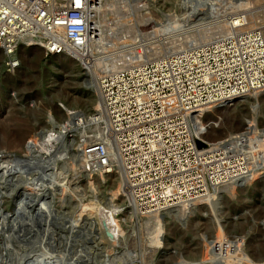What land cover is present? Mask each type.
Instances as JSON below:
<instances>
[{
    "label": "rangeland",
    "instance_id": "1",
    "mask_svg": "<svg viewBox=\"0 0 264 264\" xmlns=\"http://www.w3.org/2000/svg\"><path fill=\"white\" fill-rule=\"evenodd\" d=\"M139 1L148 5L141 13L167 20L145 26L159 31L161 48L207 40L216 23L227 31L225 17L239 9L223 0ZM98 8L101 35L108 26H135L129 6L103 0ZM232 14L237 24L239 12ZM16 54L11 69L0 47V264H264V168L142 215L125 204L118 175L84 172L76 121L99 107V58L94 72L70 56L45 55L39 44L21 43ZM209 105L193 117L204 142L250 124L264 129V88Z\"/></svg>",
    "mask_w": 264,
    "mask_h": 264
},
{
    "label": "built area",
    "instance_id": "2",
    "mask_svg": "<svg viewBox=\"0 0 264 264\" xmlns=\"http://www.w3.org/2000/svg\"><path fill=\"white\" fill-rule=\"evenodd\" d=\"M102 2L0 0V47L7 67L19 65L17 49L28 42L39 44L45 55L70 56L86 71L95 72L99 58V107L84 115V122L76 121L85 171L112 173L120 166L130 189L127 205L149 212L243 181L252 170L264 168L263 128L250 124L230 137L199 145L191 119L201 105L225 103L264 88V2L223 0L240 7L234 12H239L242 24L248 23L245 13H252L254 24L235 29L231 12L225 17L227 31L216 23L209 39L175 48L159 46V31L149 35L145 26L167 21L141 13L148 5L139 0H124L135 18L143 14L133 40L124 38L126 31L109 26L101 35ZM93 33L99 39L96 46L90 43ZM114 43V49L106 48Z\"/></svg>",
    "mask_w": 264,
    "mask_h": 264
},
{
    "label": "bare ground",
    "instance_id": "3",
    "mask_svg": "<svg viewBox=\"0 0 264 264\" xmlns=\"http://www.w3.org/2000/svg\"><path fill=\"white\" fill-rule=\"evenodd\" d=\"M123 2H120V4L121 5H126V6H129V4L128 3H126V2H124V0H122ZM250 2H251V4H253L252 3V1L250 0ZM236 7H238V8H240L239 6H236ZM134 16H136V12L134 11L133 13H132ZM259 13H257V14H255V15H257L258 17H259V15H258ZM261 14H264V12H262ZM233 15V14H232ZM231 15V22H232V25L234 26V28L235 29H241L240 27L242 26V25H246L247 27L249 26V21H247L248 23H241V15L239 16V19L240 20H238L237 21V24H236V20L235 19H232L233 18V16ZM248 15H253L252 13H245V17L246 16H248ZM139 17V16H138ZM261 17V16H260ZM259 17V18H260ZM135 18V17H134ZM143 14H142V16L141 17H139V18H135L134 20V22L132 23L133 25H137L139 22H141L143 19ZM255 19V18H254ZM165 21H167L166 19H165ZM122 22V21H121ZM262 23H264V20L262 21ZM254 24V23H253ZM244 28H246V27H244ZM263 29V31H264V28H262ZM126 31V33L124 32V38H126V36L128 35V34H130L131 33V35H129L128 37L131 39V40H133L134 38V36H133V32H137L138 31V29H137V27L136 26H134L133 27V29L131 30V32L129 31V30H125V28H119V31ZM127 32H128V34H127ZM123 34V33H122ZM151 34V31H149V35ZM148 35V34H147ZM93 36L94 37H92V38H90V41L93 39V38H95V35H94V33H93ZM117 38H119V37H117ZM123 38V39H124ZM127 39V38H126ZM131 40H127V41H131ZM263 40H264V38H263ZM28 44H35V43H33V42H28ZM91 44H92V41H91ZM115 44H117V43H114V44H111L113 47H106L108 50H111V49H114L115 47H116V45ZM106 46V45H105ZM105 48V49H106ZM141 48H144L143 46L141 47ZM260 48V47H259ZM104 49V50H105ZM263 49V48H262ZM262 49L260 50V51H262ZM141 51H142V49H141ZM120 57H116L115 59H114V61H117L118 59H119ZM213 58L214 59H217L218 58V56H216V55H213ZM18 67V66H17ZM205 78H207V77H205ZM258 89H263V87L262 88H255V90H251V91H246V92H244V93H242V94H240L238 97H236L237 99L238 98H241V97H244V96H246V95H248V94H250L251 92H253V91H256V90H258ZM234 91H237L236 90V88L235 89H233ZM230 93V92H229ZM99 94V93H98ZM236 98H234L233 100L232 99H229V100H227L225 103H222V102H220V103H218V102H212V103H209V104H215L216 106L217 105H220V106H222V105H224V104H229V103H231L232 104V102L236 99ZM209 104H206V105H209ZM202 106H205V105H201V106H199L197 109H195L194 110V112H192L191 113V119H192V123H193V117H194V115L197 113V111L198 110H200L201 109V107ZM210 106V105H209ZM98 118V117H97ZM199 139V138H198ZM200 140V139H199ZM200 141H202V140H200ZM84 164V163H83ZM84 168V167H83ZM84 172H86L85 171V168H84ZM99 174H103V172H99ZM108 174V173H107ZM106 174V175H107ZM108 175H118L119 177H120V179L122 180V191H123V198H125V204H126V197H127V195L130 197V189H129V187H128V184H127V182H126V179H125V176H124V173H123V170H122V168L120 167V166H115V169H114V171L111 173V174H108ZM194 199V198H193ZM192 199H183L182 201H180L179 203H177V204H174V205H169V206H167V207H165V208H161V209H157V210H152V211H149V212H144V211H142L141 209H139V213L140 214H142V215H149V214H152V213H155V212H160V211H164L165 209H167V208H170V207H174V206H178V205H180V204H182L183 202H186V201H191ZM127 206V205H126ZM131 208H133V206H131ZM136 208V207H135ZM137 209V208H136Z\"/></svg>",
    "mask_w": 264,
    "mask_h": 264
},
{
    "label": "water",
    "instance_id": "4",
    "mask_svg": "<svg viewBox=\"0 0 264 264\" xmlns=\"http://www.w3.org/2000/svg\"><path fill=\"white\" fill-rule=\"evenodd\" d=\"M198 141V144L199 145H202V144H204V142L203 141H200V140H197Z\"/></svg>",
    "mask_w": 264,
    "mask_h": 264
}]
</instances>
